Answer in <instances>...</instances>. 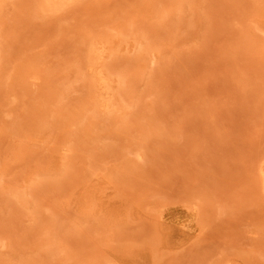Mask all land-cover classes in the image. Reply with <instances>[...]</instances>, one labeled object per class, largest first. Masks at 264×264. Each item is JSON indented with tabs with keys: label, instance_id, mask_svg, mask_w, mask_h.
I'll return each instance as SVG.
<instances>
[{
	"label": "rangeland",
	"instance_id": "rangeland-1",
	"mask_svg": "<svg viewBox=\"0 0 264 264\" xmlns=\"http://www.w3.org/2000/svg\"><path fill=\"white\" fill-rule=\"evenodd\" d=\"M0 264H264V0H0Z\"/></svg>",
	"mask_w": 264,
	"mask_h": 264
}]
</instances>
